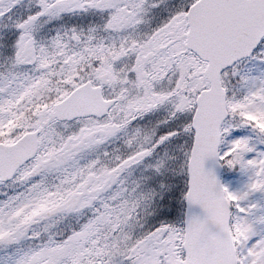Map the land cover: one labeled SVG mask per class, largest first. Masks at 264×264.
I'll return each mask as SVG.
<instances>
[{
	"label": "snow or ice",
	"instance_id": "1",
	"mask_svg": "<svg viewBox=\"0 0 264 264\" xmlns=\"http://www.w3.org/2000/svg\"><path fill=\"white\" fill-rule=\"evenodd\" d=\"M0 264H264V0H0Z\"/></svg>",
	"mask_w": 264,
	"mask_h": 264
}]
</instances>
